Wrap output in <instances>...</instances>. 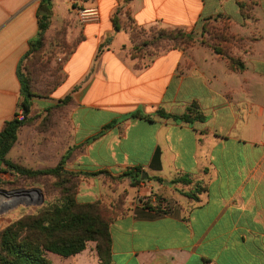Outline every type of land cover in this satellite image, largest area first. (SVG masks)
I'll return each instance as SVG.
<instances>
[{
    "label": "crops",
    "instance_id": "1",
    "mask_svg": "<svg viewBox=\"0 0 264 264\" xmlns=\"http://www.w3.org/2000/svg\"><path fill=\"white\" fill-rule=\"evenodd\" d=\"M239 2L251 5L249 13H242ZM65 3L58 21L51 1V28L71 19L70 42L76 48L53 97L72 96L75 133L79 108L109 115L98 133L76 141L90 142L77 167L113 173L139 167L150 178L134 188L149 205L129 202L130 212L111 225L113 263L264 264V0H83L84 6L99 8L100 21L92 24L78 23L75 0ZM41 4L0 0V132L19 113L18 67L38 32V15L46 14ZM123 7L133 24L148 32L193 31L208 19H227L230 32L250 44L234 53L244 70H230L206 47L170 50L136 69L129 33L113 25V15ZM121 22L128 23L127 15ZM194 103L203 122L177 123L158 114L181 116ZM136 112L152 121L130 118ZM67 119L69 147L62 156L71 145V113ZM107 125L112 127L104 131ZM96 150L99 160L106 154L108 161L91 160ZM180 176L205 190L195 200L181 195L169 184ZM158 196L166 200V211ZM47 257L52 264L100 263L92 242L75 256Z\"/></svg>",
    "mask_w": 264,
    "mask_h": 264
},
{
    "label": "trees",
    "instance_id": "2",
    "mask_svg": "<svg viewBox=\"0 0 264 264\" xmlns=\"http://www.w3.org/2000/svg\"><path fill=\"white\" fill-rule=\"evenodd\" d=\"M51 1L42 0L41 11L46 12V14L38 15V32L30 41L29 50L18 67L21 85L19 112L22 111L24 118L19 119V113H17L13 120L5 123L0 132V161L3 163L2 166H6L17 177L28 179L50 177L54 181L52 187L61 191V197L46 204L37 213L24 216L0 231V264H52L47 257L48 253L65 258L75 256L85 251L90 242L96 244L99 264H114L112 260L111 225L130 211L121 210V207L117 205L105 207L101 201L79 203L74 195V181L84 177L106 174L119 182L128 179L132 187L135 188L143 182L141 178L145 172L142 168L129 169L119 175L108 170L98 172L70 171L65 167L70 151L62 156L56 166L41 170L27 168L7 158L17 143L21 130L30 124L28 116L32 111L33 99L41 97L37 94L38 91L34 86V78L39 77L40 74H48L54 79V83L52 86L48 85L50 88L46 90L45 96L54 94L66 79V74H62L64 73V66L76 48V44L72 48L67 42H62L65 64L60 63L56 68H51L54 56L50 55V58H46L47 33L51 28ZM239 6L243 14L249 13L251 9V5L246 2H239ZM122 15L128 17L126 25L121 22ZM112 19L115 31L125 28L129 33L132 43L129 55L132 60L136 61V69L147 67L164 52L174 49L187 51L194 47L212 49L215 54L227 61L228 67L232 71H242L245 68L240 58L235 57L234 54L227 55L225 53L226 50L223 46L228 47L230 44L227 32L231 28V23L225 18L208 19L199 30L193 31H186L179 27L151 30V38L146 29L133 24L129 12L125 11L124 7L118 9ZM217 22L224 25V28L221 29L222 36L218 38L212 36L210 30V25ZM145 35H147L146 38ZM161 43H169V47L164 48L162 52L159 51ZM25 62H27V66H25ZM71 102H73L72 96L66 95L62 104L68 105ZM158 114L163 118H172L177 123L193 124L205 120V116L195 103L188 107L181 116H173L163 110H160ZM130 118L152 121L151 116L139 112L131 114ZM111 127L112 125H107L103 130L106 131ZM89 143L88 141L86 144ZM156 158L158 160L159 152L156 154ZM2 166H0V172ZM148 179L150 178L147 176L144 181ZM156 180L160 183L164 182L162 178L157 177ZM169 184L179 187L177 191L192 200L197 199V194L205 190L202 186L195 185L189 176H180ZM157 200L160 204L166 202L161 196H158ZM146 205L148 206L149 202H146ZM156 207H160V205Z\"/></svg>",
    "mask_w": 264,
    "mask_h": 264
},
{
    "label": "rangeland",
    "instance_id": "3",
    "mask_svg": "<svg viewBox=\"0 0 264 264\" xmlns=\"http://www.w3.org/2000/svg\"><path fill=\"white\" fill-rule=\"evenodd\" d=\"M66 0H55L57 5V20L61 21L65 14ZM78 23L84 24L77 15ZM71 19L66 23L60 22L55 24L51 30L48 31V45L46 48V58L53 59L51 68H56L58 64H65V54L63 53L62 42H67L72 48L75 43L71 41ZM224 25L221 22L212 23L210 25L211 34L214 37H220L221 29ZM65 34V35H64ZM150 38L152 34L149 32ZM230 38L228 47L223 46L227 55L234 53H243L250 48L248 40L227 32ZM147 35H145V38ZM209 38V37H207ZM169 43H161L159 51L162 52L164 48H168ZM91 48V44L87 49ZM195 48V47H194ZM191 49V48H190ZM84 61V60H83ZM27 66V62L24 63ZM62 74H65L62 73ZM34 86L38 91L39 98L33 99L32 111L28 116L30 124L25 126L19 135V139L13 149L8 154V159L34 170H41L56 166L62 158V149L69 147L67 118L71 113V145L67 151H70L69 159L66 160L65 167L70 171L75 172H98L87 171L78 168V158L84 151L87 144L75 145L76 141H81L87 135H94L98 133L102 126L109 120V115L104 112L96 110H89L86 108H79L74 116V121L78 126V132L75 133L73 129L72 112L76 104L64 105L62 98L53 97V94L45 96L47 89L54 83V79L48 74H40L39 77L34 78ZM66 151V152H67ZM117 154L120 155L119 149H116ZM97 150L92 153L91 160H97L101 163L108 161V156L103 155L104 160H99L97 157ZM66 154V153H65ZM64 154V155H65ZM70 160L71 166L68 167ZM2 162V161H1ZM1 163L0 166H2ZM107 170V169H105ZM101 171V170H99ZM110 171V170H108ZM111 172V171H110ZM125 172V171H123ZM120 173H113L119 175ZM145 174H147L145 172ZM142 180V179H141ZM144 181V180H143ZM53 179L44 177L39 179H28L24 177L14 176L6 166H2L0 177V231L5 227L21 219L24 216L35 214L40 208L54 202L61 197V191L52 187ZM71 187V185H70ZM34 189L41 190L45 201L40 204V195L35 192L27 191ZM8 192H14L13 195ZM137 190L132 187L128 179L122 182L113 180L106 174L92 176L87 178H80L74 181V195L76 200L81 204L93 203L101 201L105 207L117 205L121 210H129V202H148L147 197L142 198L136 193ZM138 200V201H137ZM121 204H123L121 206Z\"/></svg>",
    "mask_w": 264,
    "mask_h": 264
},
{
    "label": "built area",
    "instance_id": "4",
    "mask_svg": "<svg viewBox=\"0 0 264 264\" xmlns=\"http://www.w3.org/2000/svg\"><path fill=\"white\" fill-rule=\"evenodd\" d=\"M75 3H77L78 16L84 24L98 23L100 21V11L97 6L86 7L83 4V0H75ZM18 118L21 120L24 118L22 111L19 112ZM161 208H163V211H166L168 205L163 203L161 204Z\"/></svg>",
    "mask_w": 264,
    "mask_h": 264
},
{
    "label": "water",
    "instance_id": "5",
    "mask_svg": "<svg viewBox=\"0 0 264 264\" xmlns=\"http://www.w3.org/2000/svg\"><path fill=\"white\" fill-rule=\"evenodd\" d=\"M44 14H45V12H43ZM1 161H0V165H1ZM147 177V174H143L142 175V181L143 180H145V178ZM30 192H35V193H37V194H39L40 195V204L41 205H43L44 204V201H45V198H44V196H43V194L41 193V190H39V189H34V190H31V191H27V194H30ZM9 194H11V195H13L14 194V192H8Z\"/></svg>",
    "mask_w": 264,
    "mask_h": 264
}]
</instances>
